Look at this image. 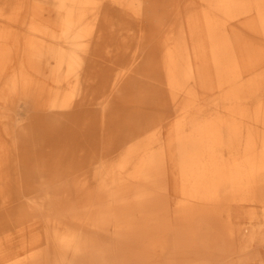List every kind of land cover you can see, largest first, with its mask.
I'll return each mask as SVG.
<instances>
[{
	"label": "bare ground",
	"instance_id": "1",
	"mask_svg": "<svg viewBox=\"0 0 264 264\" xmlns=\"http://www.w3.org/2000/svg\"><path fill=\"white\" fill-rule=\"evenodd\" d=\"M261 249L264 0H0V264Z\"/></svg>",
	"mask_w": 264,
	"mask_h": 264
},
{
	"label": "rangeland",
	"instance_id": "2",
	"mask_svg": "<svg viewBox=\"0 0 264 264\" xmlns=\"http://www.w3.org/2000/svg\"><path fill=\"white\" fill-rule=\"evenodd\" d=\"M261 253H264V251L262 249H261ZM191 264H202V262H201V260L198 261V260L195 259V261H193V263H191Z\"/></svg>",
	"mask_w": 264,
	"mask_h": 264
}]
</instances>
